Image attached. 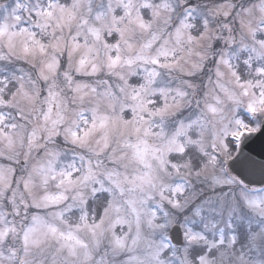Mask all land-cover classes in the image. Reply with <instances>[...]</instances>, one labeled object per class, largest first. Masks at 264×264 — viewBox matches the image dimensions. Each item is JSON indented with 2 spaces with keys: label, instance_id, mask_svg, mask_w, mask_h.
I'll use <instances>...</instances> for the list:
<instances>
[{
  "label": "snow or ice",
  "instance_id": "obj_1",
  "mask_svg": "<svg viewBox=\"0 0 264 264\" xmlns=\"http://www.w3.org/2000/svg\"><path fill=\"white\" fill-rule=\"evenodd\" d=\"M0 264H264V0H0Z\"/></svg>",
  "mask_w": 264,
  "mask_h": 264
}]
</instances>
